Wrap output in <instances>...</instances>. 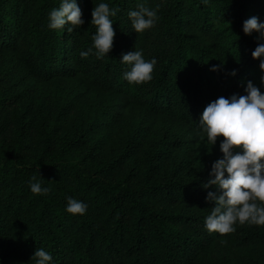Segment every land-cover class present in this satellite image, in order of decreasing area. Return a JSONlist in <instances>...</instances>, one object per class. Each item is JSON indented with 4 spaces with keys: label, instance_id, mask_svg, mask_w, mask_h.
Listing matches in <instances>:
<instances>
[{
    "label": "trees",
    "instance_id": "16d2710c",
    "mask_svg": "<svg viewBox=\"0 0 264 264\" xmlns=\"http://www.w3.org/2000/svg\"><path fill=\"white\" fill-rule=\"evenodd\" d=\"M62 2L0 0V264H35L40 248L50 264H264V226L237 224L223 236L206 230L214 202L205 198L217 190L203 187L214 178L212 159L190 164L169 148L188 140L181 130L207 140L199 119L211 101L245 95L249 80L264 92V72L251 55L264 39L243 32L253 16L264 22V0H77L84 23L71 33L70 24L48 27ZM99 3L119 9L103 58L92 40ZM139 3L158 6L159 19L135 33L128 13ZM134 50L157 61L148 83L124 78L130 66L120 59ZM67 77L119 100L72 113L89 95ZM49 80L51 91L34 87ZM134 103L179 129L148 144L133 133L111 135ZM36 181L50 191L33 194ZM68 197L87 204L86 213H68Z\"/></svg>",
    "mask_w": 264,
    "mask_h": 264
},
{
    "label": "clouds",
    "instance_id": "9594fccd",
    "mask_svg": "<svg viewBox=\"0 0 264 264\" xmlns=\"http://www.w3.org/2000/svg\"><path fill=\"white\" fill-rule=\"evenodd\" d=\"M118 11V8H112L108 3H99L92 9L91 24L96 27L92 40L97 58L105 57L113 48L116 33L111 17L116 16ZM157 11L158 6L154 10L142 3L137 4V10L129 11L135 33L154 27L159 19ZM82 16L77 0H63L58 9L50 11L48 27L55 30L70 24L67 31L71 33L84 23ZM254 31L259 33L258 41L264 39V22H260L256 16L243 23L246 35ZM92 51L93 48L82 51L81 58H87ZM251 55L260 61L259 68L264 72V43H258ZM120 60L130 66V70L124 73V78L130 84H144L153 79L152 73L157 62L155 58L145 60L142 51L134 50L122 54ZM221 66L213 65L211 70L216 71ZM230 74L235 76L236 70L233 69ZM260 81L264 85V75ZM244 92L245 95L234 93L228 98L220 96L211 101L199 119L207 143L212 146L219 139L223 153V158L212 164L209 176L214 178L203 184L204 188L215 186L217 189L209 191L205 198L214 202V207H211L210 214L205 218V227L210 234H232L237 224L264 226V92L251 80L247 82ZM30 187L35 195L50 191L42 187L39 181L30 182ZM87 207L82 201L67 198L66 211L70 214L83 215ZM221 243L227 241L222 240ZM31 260L35 264H50L52 255L40 248L36 249Z\"/></svg>",
    "mask_w": 264,
    "mask_h": 264
},
{
    "label": "rangeland",
    "instance_id": "374dc122",
    "mask_svg": "<svg viewBox=\"0 0 264 264\" xmlns=\"http://www.w3.org/2000/svg\"><path fill=\"white\" fill-rule=\"evenodd\" d=\"M80 77H67L65 78V82L69 83H74V84H79L76 89H82L84 87V83L80 81ZM64 82V81H63ZM37 85L34 87L36 89L40 90H49L51 91L54 86L53 80L47 81H41V82H36ZM86 91H88L89 99L86 101V103H82L81 101L76 103V106L81 105V108L78 109L73 107L74 112L72 113H80L81 110L82 112H87L89 109L93 107L96 103H100L103 100H106V98L109 97H115L112 96L111 94H108L105 91H102L99 88H86L84 87ZM74 93V91L72 92ZM118 101V98H114V101ZM124 118L117 120L114 125H112L110 129V134L111 135H124L128 133H133L135 137L139 135V139H143L145 144H148L150 141L157 142L159 139H163L165 137L166 133L172 132L174 129L176 131L179 129L178 126L174 125L171 121L168 120L167 117L160 115V114H151L148 112L143 106L139 104H131L129 106L125 107L124 110ZM185 137L188 138L187 141H184L182 144V148H177L175 145H170L169 143L167 144L170 148V153L171 154H176V155H182L185 160H188L190 164H198L199 161L200 163L208 164L210 163V160L212 161L210 165L215 162L216 157H211L214 152H220V145L215 144V145H210L207 143L206 139H196V140H191L193 139V135L189 133H185L184 130H181ZM178 159V158H176ZM184 160V161H185ZM182 165H184V162L181 161ZM187 166H190L187 164Z\"/></svg>",
    "mask_w": 264,
    "mask_h": 264
}]
</instances>
